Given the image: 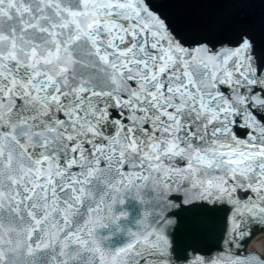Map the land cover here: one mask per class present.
I'll use <instances>...</instances> for the list:
<instances>
[{"label":"snow or ice","instance_id":"obj_1","mask_svg":"<svg viewBox=\"0 0 264 264\" xmlns=\"http://www.w3.org/2000/svg\"><path fill=\"white\" fill-rule=\"evenodd\" d=\"M0 264H264V0H0Z\"/></svg>","mask_w":264,"mask_h":264}]
</instances>
